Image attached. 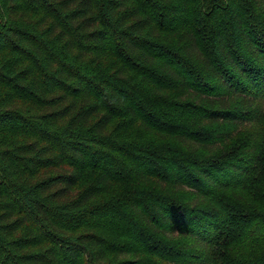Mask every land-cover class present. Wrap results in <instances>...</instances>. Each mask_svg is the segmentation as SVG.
Returning <instances> with one entry per match:
<instances>
[{"label": "trees", "instance_id": "1", "mask_svg": "<svg viewBox=\"0 0 264 264\" xmlns=\"http://www.w3.org/2000/svg\"><path fill=\"white\" fill-rule=\"evenodd\" d=\"M0 264H264V0H0Z\"/></svg>", "mask_w": 264, "mask_h": 264}]
</instances>
